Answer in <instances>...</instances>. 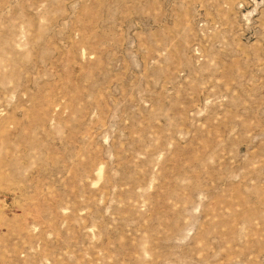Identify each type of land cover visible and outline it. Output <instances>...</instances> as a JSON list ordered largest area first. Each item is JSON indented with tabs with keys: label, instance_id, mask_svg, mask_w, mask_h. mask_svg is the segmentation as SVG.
I'll list each match as a JSON object with an SVG mask.
<instances>
[{
	"label": "rangeland",
	"instance_id": "1",
	"mask_svg": "<svg viewBox=\"0 0 264 264\" xmlns=\"http://www.w3.org/2000/svg\"><path fill=\"white\" fill-rule=\"evenodd\" d=\"M0 264H264V0H0Z\"/></svg>",
	"mask_w": 264,
	"mask_h": 264
}]
</instances>
